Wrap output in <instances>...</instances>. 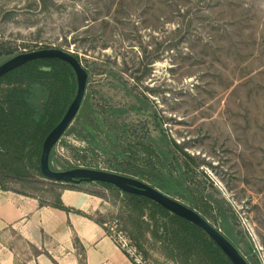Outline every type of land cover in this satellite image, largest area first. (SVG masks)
<instances>
[{
	"label": "rangeland",
	"instance_id": "374dc122",
	"mask_svg": "<svg viewBox=\"0 0 264 264\" xmlns=\"http://www.w3.org/2000/svg\"><path fill=\"white\" fill-rule=\"evenodd\" d=\"M37 3L0 0V65L55 48L88 72L52 167L147 184L134 173H187L185 189L208 222L222 233L225 218L247 262L264 264V0H51L46 10ZM59 185L14 179L3 188L55 204ZM78 189L101 199L97 221L130 236L120 198L99 183ZM133 243L147 260L174 264L153 240Z\"/></svg>",
	"mask_w": 264,
	"mask_h": 264
},
{
	"label": "trees",
	"instance_id": "16d2710c",
	"mask_svg": "<svg viewBox=\"0 0 264 264\" xmlns=\"http://www.w3.org/2000/svg\"><path fill=\"white\" fill-rule=\"evenodd\" d=\"M50 2L38 0L37 4L46 10ZM43 68H50V71H43ZM76 91L74 71L68 64L56 59L29 62L0 78V188H3L5 181L14 179H43L40 158L44 141L64 117ZM188 158L193 162L191 157ZM49 164L56 171L52 167V154ZM163 170L149 173L148 177L142 173L134 175L147 178L151 186L167 195L187 200L191 209L207 220L206 212L200 209L198 201L185 189L187 173L178 171L179 177L174 179L168 170ZM99 184L113 192L117 200L120 198L121 208L127 213L131 224L129 237L133 242L139 243L147 238L153 240L160 244L162 254L174 264H232L196 225L146 197L124 193L109 184ZM59 186L61 190L63 185ZM70 187L78 189L77 184ZM53 205L67 210L61 204L59 195ZM223 227L222 234L231 242L228 238L232 237L231 230L225 218ZM137 247L142 249L140 245Z\"/></svg>",
	"mask_w": 264,
	"mask_h": 264
},
{
	"label": "crops",
	"instance_id": "0c3cea01",
	"mask_svg": "<svg viewBox=\"0 0 264 264\" xmlns=\"http://www.w3.org/2000/svg\"><path fill=\"white\" fill-rule=\"evenodd\" d=\"M67 210L0 188V264H132L95 218L97 196L63 185Z\"/></svg>",
	"mask_w": 264,
	"mask_h": 264
},
{
	"label": "water",
	"instance_id": "95a60500",
	"mask_svg": "<svg viewBox=\"0 0 264 264\" xmlns=\"http://www.w3.org/2000/svg\"><path fill=\"white\" fill-rule=\"evenodd\" d=\"M45 59H56L68 64L75 73L77 91L64 117L44 141L40 158V170L43 178L49 182L61 185H81L83 183L109 184L124 193L146 197L162 206L170 213L196 225L213 240L229 258L232 264H249L240 251L221 233V231L213 227L198 212L141 180L92 169H74L65 172H58L51 169L49 164L50 156L82 107L87 87L88 72L83 68L80 61L73 53L53 48L23 53L9 59L0 65V78L29 62ZM42 70L49 72L50 68H43Z\"/></svg>",
	"mask_w": 264,
	"mask_h": 264
},
{
	"label": "built area",
	"instance_id": "2783aa9c",
	"mask_svg": "<svg viewBox=\"0 0 264 264\" xmlns=\"http://www.w3.org/2000/svg\"><path fill=\"white\" fill-rule=\"evenodd\" d=\"M108 230L117 247L127 256L132 264H155L143 256L126 232L118 230L116 226Z\"/></svg>",
	"mask_w": 264,
	"mask_h": 264
}]
</instances>
